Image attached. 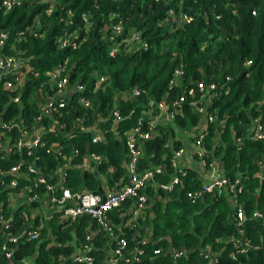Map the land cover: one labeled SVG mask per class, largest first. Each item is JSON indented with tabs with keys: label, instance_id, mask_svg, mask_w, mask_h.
Returning a JSON list of instances; mask_svg holds the SVG:
<instances>
[{
	"label": "trees",
	"instance_id": "obj_1",
	"mask_svg": "<svg viewBox=\"0 0 264 264\" xmlns=\"http://www.w3.org/2000/svg\"><path fill=\"white\" fill-rule=\"evenodd\" d=\"M83 14L88 16L87 32L83 29ZM118 21L124 26L122 37L139 31L145 49L129 53L121 50L114 56L108 55L109 25ZM29 26H35L37 34L27 33ZM0 29L8 36L1 54L12 56L30 68L18 105L11 103V94L0 88V124L17 123L19 118L29 130L39 114L38 92L52 94L51 89L54 90L46 73L63 61H66L64 74L68 86H82V96L91 103L85 109L77 103V94H69L66 105L57 115L44 121L46 128H53L44 136L43 146L30 155L15 150L6 156L0 153V218L9 225L8 229H0V246L5 244L12 252L10 260L0 254V264H20L27 259L34 264H86L73 262L71 256L88 243L89 234H93L91 246L85 254L92 257V264H105L116 240L88 216L69 223L60 221L58 210L46 227L51 231V238L47 239L42 228L35 241L4 242L5 235H15L24 228L28 209L38 206L37 201L32 202L10 216L7 194L30 184L29 180L19 178L15 189L8 188L12 179L9 169L20 165L25 171L26 165L34 163L47 182L54 184L58 178L56 171L71 156V167L64 171L62 184L71 194L99 193L98 174L108 186H115L121 179L124 183L125 133L136 126L141 116L140 131L148 133V138L139 143L140 151H144L145 159L150 158L152 164L164 165L161 169L164 172L154 177L156 185L166 183L173 169L171 155L162 159L168 155L166 140L174 134L171 125L187 131L191 137L200 134L205 165L218 161L229 183L239 179L236 203L244 221L238 234L231 222L234 208L230 209L222 195H214L212 203L197 213L193 205L203 197L210 202L212 195H203L190 203L186 192L200 185L193 182L192 175L185 174L171 191L174 198L171 205L163 211L160 205L153 207L146 242H141L137 234L147 225V215L143 220L137 218L124 224L125 218H129L126 211L134 208L132 200L104 213L112 234L126 243L117 264H264V179L254 177L258 155L264 153V141L247 139L254 119L264 124V0H21L4 16L0 14ZM18 33H23L24 38L15 42ZM62 35L76 36L78 41H83L75 49H58L56 41ZM176 68H181L182 75L171 85ZM98 75L105 76L106 80L99 91L93 92L92 84ZM199 83L204 88L215 85L206 106L198 103ZM135 88L141 91L137 98L129 96L115 101L119 94H130ZM189 89L194 91L193 98L186 96ZM181 96L185 97L184 101L179 107H173ZM159 102L172 115L169 125L157 123L161 115L157 109ZM193 102L197 107H206L205 113L198 112ZM207 115L215 119L204 124ZM151 119H155L153 129L148 127ZM96 123L103 138L93 143L94 133L82 132L79 126ZM200 124L206 128L201 130ZM0 133L2 141L18 135L14 129L0 128ZM214 141L217 144L209 154L207 151ZM51 143L57 144L59 155L49 150ZM170 148L179 149L174 145ZM89 154L100 158L95 173L77 168L82 157ZM147 167L140 157L138 170H147ZM33 177L28 175V179ZM145 190L149 194L152 188L147 186L144 193ZM156 190L163 194L161 189ZM34 193L41 196L42 189ZM54 195L60 198L61 188L55 189ZM254 211L262 218L252 217ZM38 226L35 220L27 230ZM231 238L238 239L239 244L230 241ZM205 248L209 249L211 258L202 257ZM137 250L139 255L135 254ZM155 250L159 253L154 254ZM171 251L181 252V257L174 259Z\"/></svg>",
	"mask_w": 264,
	"mask_h": 264
},
{
	"label": "built area",
	"instance_id": "obj_2",
	"mask_svg": "<svg viewBox=\"0 0 264 264\" xmlns=\"http://www.w3.org/2000/svg\"><path fill=\"white\" fill-rule=\"evenodd\" d=\"M21 0H0V14L4 16L14 5H18ZM51 11V7L48 8L47 12ZM81 20L83 23V29L87 32L88 29V16L83 14L81 16ZM123 25L120 21L109 25L110 28V36L108 37V41L111 43L110 49L108 50L109 56L116 55L119 51L125 50L128 53L131 51H139V49H145V45L141 40L139 31H131L126 36L122 37ZM29 34H37L35 32V26H29L26 30ZM106 32V31H105ZM23 33H18L16 35L15 42H19L23 39ZM8 36L6 32L0 29V88L9 94L10 101L13 104L20 103L19 93L23 89L24 82L26 79V75L30 72V68L23 63L17 61L12 56H3L1 54V50L6 44ZM83 41V39L79 40L76 36L71 37L70 35H62L57 41V48L62 49L65 47H70L71 49H75L78 47L79 43ZM249 61L246 62V65H249ZM66 61H63L62 64L57 65L52 70L46 73V76L54 85L53 91L55 96L52 97L50 94H43L42 92H38V108L39 114L34 118V124L31 126L29 130H27L21 121V119H17L18 122H7L1 123L0 128L3 130L10 131L14 129L18 133L17 136L13 137V139L5 138L4 141L1 140L3 138V134L0 133V153L3 155H8L15 151H26L27 155H30L33 150L43 146V138L47 134L46 127L44 126V121L52 120V118L57 115L60 109H62L65 105V98L63 95L70 91L69 94H77V103L83 108L87 109L91 107V103L87 98L82 96L84 88L79 85H75L73 88L68 86V81L66 80L65 72ZM182 75L181 68H176L173 71V78L170 81L171 85L176 84V80ZM105 76L98 75L93 81L91 90L93 92L99 91L103 84L105 83ZM197 91L201 95L199 104L208 105V100L213 96L215 92V85L210 84L207 87H203L200 83L197 84ZM64 93V94H62ZM59 94V96H57ZM141 94L139 89H133L130 91L131 98H137ZM57 96V97H56ZM186 96L189 98L194 97V91L189 89L186 92ZM185 97L181 96L178 98L176 102H174L173 107H179V105L184 101ZM205 99V100H204ZM203 100V103L201 101ZM195 102L192 105L195 106ZM197 111L200 113H205L204 106H195ZM157 109L161 115L166 117L168 121H171L172 115L167 110L166 105L163 102L157 103ZM214 117L211 115H207L204 124L207 122L214 121ZM142 124V116L138 118L137 124L134 128L130 129L125 133V148H126V156L127 163L125 165V176L126 180L120 187H118L113 192L106 193H91L86 191H80L77 193H70L67 189L62 187L64 181V171L71 167V156L66 158V162L62 166V173L58 175L56 183L49 184L47 178L34 166V163H29L25 167V171L20 168V165L14 166L9 169V173L12 176V179L7 184L8 188L15 189L17 187V179H27L29 180L28 185V197L27 204H31L36 201L39 196H37L34 192L38 189H42V194L46 197L47 202L50 203V206L58 207L61 212L60 221L72 223L76 220V218L80 216H88L98 227L106 232L108 236L113 237L116 240V246L113 248L109 255L105 260V264H117L118 261L122 258L123 250L126 246L125 240L121 237L114 236L112 234V229L110 225L106 222L104 213L113 208L120 206L126 200H132L134 203V214L140 215L143 214V211L146 207V196L144 194V189L147 186H154L155 188H159L162 191L171 192L180 182V178L182 175L181 171H177L174 173V176L170 179V181L163 184H155L154 177L157 174H160V169L155 170H138L137 164L138 160L141 157L140 147L138 146L142 140L148 138V133H141L140 126ZM203 124V125H204ZM93 126L89 127L92 128ZM148 127L153 129L155 127V120H150L148 123ZM205 127V126H204ZM89 128L80 126V131L84 132ZM46 133V134H45ZM102 135L100 132H94V136L92 138L93 143H98L102 139ZM193 139V154L196 158L202 163V165L206 166L204 161L202 160L201 153V142L202 135H196L192 137ZM247 139L251 141H264V124L260 122L259 119H254L252 125L249 129ZM240 143V141H237ZM59 155L60 153L57 152ZM183 154L182 150H177L173 153L172 158L170 160L171 167L174 168L176 164V160ZM88 157L96 162V165L100 162V158L94 154H89ZM211 171H214V165H208ZM31 174L34 177L28 179V175ZM57 188H61L60 198H56L54 195V190ZM32 189V190H31ZM222 189H231L233 192L234 202V210L232 213L231 222L234 223V226L237 228V233H241V225L244 221V215L240 208V206L236 203V195L240 191V181L239 179H235L232 183H229L224 177L213 176L209 181L203 183L198 189L194 191L186 192L185 197L190 201V203H194L196 200L200 199L203 195H218L222 192ZM18 191V190H17ZM67 202L70 204L67 205ZM254 218H262V216L254 211L252 214ZM264 221V218H262ZM1 222V230H5L9 228L8 221L2 220ZM41 227H36L30 230L19 231L15 235H5L4 242H11L13 244H17L18 241H35L38 239L39 231ZM92 235V234H91ZM90 237V238H89ZM86 240L88 243L82 245L80 249L75 250L74 254L71 256L72 261L76 263H86L92 264V257L86 255L85 253L90 250V242L91 236H86ZM230 241L235 244H239L238 239L231 238ZM159 250H155L154 254H158ZM172 256L174 259L181 257V252L172 251ZM0 254L4 255L5 259L10 260L12 257V252L8 249L5 244L0 246ZM135 254L139 255L140 252L137 250ZM209 249L206 248L202 251L203 258H211ZM133 260L136 261V257H133ZM20 264H34L31 260L27 259Z\"/></svg>",
	"mask_w": 264,
	"mask_h": 264
},
{
	"label": "crops",
	"instance_id": "obj_3",
	"mask_svg": "<svg viewBox=\"0 0 264 264\" xmlns=\"http://www.w3.org/2000/svg\"><path fill=\"white\" fill-rule=\"evenodd\" d=\"M69 93H70V91L66 92L65 93L66 95H63V97L65 99L68 98ZM62 94H64V93H62ZM50 95L52 97L55 96L53 91H52V94H50ZM57 96H59V94H57ZM129 96H130L129 93L119 94L116 97L115 101L126 100L129 98ZM157 123L162 124V126L169 125L168 119L166 117H164L163 115L159 116V118L157 119ZM80 126H79V129H80ZM97 126H98L97 123H96V125H93L92 128H89L91 126H88L86 128H89V129L86 131L98 133L99 130H98ZM114 126H115V124H114ZM204 126L205 125L200 124L199 128H201V130H204V128H206V126L205 127ZM171 127L173 128L174 134L171 138H168L166 140V142L169 144V149L167 150L168 155H163L162 159L165 160L166 156L169 157L171 155V157H170V160H171L173 153L176 151L175 149L173 150L172 148H170L173 145L175 146V148H179L180 150H182L183 154L176 160L175 167L172 169L171 174L168 175L167 183L170 181L172 176H174V173H176L177 171H181L182 175H185V174L192 175L193 176L192 177L193 182L195 184H199L200 186L203 183L209 181L213 176L224 177L223 176V168H222V174L219 173L218 166L220 163L218 161H214V160L212 161V164L214 165V171H211L208 166L202 165V163L194 156V154H193L194 149H193V143H192L193 140L187 131L178 130L175 128L174 125H171ZM52 128L53 127H51V126L47 127L46 133L52 132ZM86 131H84V132H86ZM116 135L117 134H115V138H116ZM117 140H119V137ZM216 144H217V142L214 141V144L212 145L211 149L209 151H207L209 154H212L213 148L216 146ZM139 146L142 149V145H139ZM49 150L53 153H57L59 151V148H58L56 143H51L49 146ZM141 151H142V155H141L142 160L146 161V163L148 164L147 170H155V169L161 170V169H163V167H164L163 164H158V165L152 164L150 162V158L145 159L146 156L144 155V151L143 150H141ZM258 161L259 162L256 164L257 172L254 174V177L261 180V179H264V153H261L258 155ZM125 165L126 164H124V166H123L124 169H125ZM96 167H97L96 162L91 160L88 157V155L83 156L80 164L77 166V168H79L80 171H87V172H91V173L96 172ZM62 170L63 169H59L58 171H56V172H58L57 174L58 175L61 174ZM163 172H164V170L161 172V174ZM98 178L100 181V186H99L98 190H100L101 193H106L108 191L113 192L118 187H120L121 184H123V181L121 179L118 182V184H116L115 186H108L103 176L98 174ZM149 187L152 188V191L148 194L145 190L144 194L146 196V207L143 211V214L135 215L134 214V208L131 210V207H130L126 211L127 215H129V218H127V219L125 218V221H124V224H130L131 221H135V220H137V218L143 220L144 217L147 215V217H148L147 225L143 226V231L141 234H139V236L137 234V237L140 238L141 242H146V240H148V237L150 234L149 231H150V227H151V220L154 216L153 210H152L153 207L156 205H160L161 211H163L166 209L167 206L171 205V203L174 199V198H172V196H173L172 192H168V191L163 190L162 191L163 194L160 195L154 186H149ZM27 191H28V186L23 185V186L19 187V189H18V191H16V193L9 192L7 194V203L9 205V209H10V216H12V214H14L15 212L19 211V209L27 207L26 205H30V204H27V202H26L27 197H28ZM218 195H222V197L226 200L228 206L232 210V208L234 207V202H235V200L233 198L232 190L231 189H222V192H220ZM211 197H210L211 198L210 202H208V200L205 197H203L201 200L197 201V203L193 205V206H196L197 213H199L200 211L205 209L209 204L212 203L213 196H211ZM36 201L38 203V206L35 208L28 209V216L26 217L27 223L24 226V228L20 231H23V230L30 228L34 224V221L36 220L37 224L39 225L38 227H41V229L42 228L45 229L47 239H49V237L51 235V231L48 230L46 227H47L48 223L51 221L54 213H56L59 208L56 206L55 207L50 206V203L47 202V199L43 194L41 196H39ZM36 201H34V202H36ZM69 204L70 203L67 202V205H69ZM132 205L134 207V203H132ZM23 215L25 217V214H23ZM58 221H59V219H58ZM143 224H145V223H143ZM89 235L92 236L93 234L92 235L89 234Z\"/></svg>",
	"mask_w": 264,
	"mask_h": 264
},
{
	"label": "water",
	"instance_id": "obj_4",
	"mask_svg": "<svg viewBox=\"0 0 264 264\" xmlns=\"http://www.w3.org/2000/svg\"><path fill=\"white\" fill-rule=\"evenodd\" d=\"M116 138L118 139L117 135H116ZM218 169H219V173L222 174V166H221V164H219ZM98 192L101 193L100 190H98ZM37 247H39V243L37 244Z\"/></svg>",
	"mask_w": 264,
	"mask_h": 264
}]
</instances>
